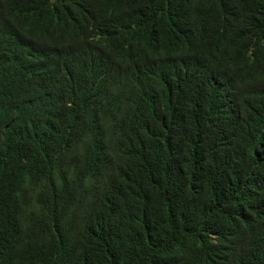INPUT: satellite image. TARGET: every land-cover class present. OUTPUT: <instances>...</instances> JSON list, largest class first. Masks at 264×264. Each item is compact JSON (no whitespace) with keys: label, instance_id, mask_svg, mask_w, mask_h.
Instances as JSON below:
<instances>
[{"label":"trees","instance_id":"16d2710c","mask_svg":"<svg viewBox=\"0 0 264 264\" xmlns=\"http://www.w3.org/2000/svg\"><path fill=\"white\" fill-rule=\"evenodd\" d=\"M256 176L264 0H0V264H264Z\"/></svg>","mask_w":264,"mask_h":264},{"label":"clouds","instance_id":"9594fccd","mask_svg":"<svg viewBox=\"0 0 264 264\" xmlns=\"http://www.w3.org/2000/svg\"><path fill=\"white\" fill-rule=\"evenodd\" d=\"M179 76L181 78H183L184 80H186L187 78H191V80H192V79H195V78L199 77L197 71H195V69H193L191 67H188V66H184V67L180 68ZM85 99H86V97H84L81 100V102L78 104L77 107H75L72 103H67V107L72 108V109H78V108H80L82 106V104L84 103ZM256 183H261V184L264 185V179L261 178V177H257L256 176V177H253V178L248 180L249 187H253Z\"/></svg>","mask_w":264,"mask_h":264}]
</instances>
